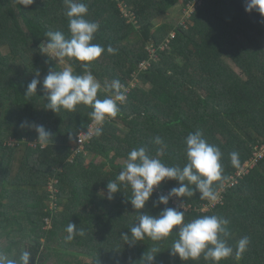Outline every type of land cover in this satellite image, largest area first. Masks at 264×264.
<instances>
[{
    "label": "trees",
    "instance_id": "trees-1",
    "mask_svg": "<svg viewBox=\"0 0 264 264\" xmlns=\"http://www.w3.org/2000/svg\"><path fill=\"white\" fill-rule=\"evenodd\" d=\"M81 2L88 5L86 19L100 25L91 43L105 52L87 70L86 62L65 58V63L74 75L92 72L102 86L97 98H114V90L103 89L105 82L118 80L126 99L117 102L119 112L106 118L102 133L75 155L78 134L94 122L93 109L84 104L59 113L46 109L43 79L50 69L64 67L39 51L48 31L70 38L65 0H34L27 7L0 0V252L18 259L27 250L30 264H143L144 253L156 255L154 264H212L203 256L183 261L171 255L175 231L163 240L146 236L133 244L121 237L130 234L139 211L159 215L171 207L185 211V222L204 215L228 219L223 238L234 250L249 237L239 259L233 252L219 264H264V16L246 11L245 0ZM179 4L180 12L192 6L190 18L184 24L166 21ZM109 45L114 54L107 53ZM33 78L41 84L37 94L26 96ZM25 121L44 125L52 138L42 146L34 129L21 127ZM197 131L223 154L215 203L189 185L194 194L178 197L188 210L172 198L155 207L153 201L179 186L176 180L162 181L141 210L128 199L130 187L121 185L107 199L106 186L126 166L131 150L146 147L151 157L182 168L188 163L186 137ZM70 222L84 235L66 240Z\"/></svg>",
    "mask_w": 264,
    "mask_h": 264
},
{
    "label": "clouds",
    "instance_id": "clouds-1",
    "mask_svg": "<svg viewBox=\"0 0 264 264\" xmlns=\"http://www.w3.org/2000/svg\"><path fill=\"white\" fill-rule=\"evenodd\" d=\"M25 7L34 3V0H19ZM67 10L65 15L69 20L70 38H66L62 31H48L45 36L46 42L40 45L41 54L50 59H58L59 64L65 63V58L75 59L83 63L87 70L93 61L97 60L105 48L99 44H93L94 34L99 30L97 22L86 19L88 5L81 0H65ZM245 10L259 12L264 16V0H245ZM107 53L114 54L116 51L111 45L106 49ZM40 73L37 71L36 76ZM41 81L33 78L27 84L26 96L37 94L38 85ZM102 90L100 82L91 71L83 75H74L72 67L66 65L61 71L49 70L42 83V91L47 94V110L59 113L63 108L74 111L80 104L91 106L90 113L97 125L95 134L102 133V124L106 118H114L119 112L117 101L123 102L126 99V92L118 80L111 84L105 82L106 91L114 90V98L109 96L99 99L98 91ZM21 127H30L38 134V142L43 146L52 138V133L44 125L32 122H22ZM156 144H163L161 137H155ZM186 155L188 163L182 168L179 166H167L159 159L148 154L146 147L133 149L128 155L126 166L120 171L116 180H109L107 184V199H114V194L120 192V187H130L132 196L128 198L136 210L144 209L147 202L152 198L155 188L165 180H176L178 187H174L167 195H160L153 205H168L172 196H192L193 190L189 185H194L195 190L200 193L201 199H208L210 202L217 201V194L213 190L214 182L220 181L223 173L222 152L220 149L209 144L201 132L189 133L185 140ZM233 165L238 163V154H230ZM187 182V183H185ZM183 207V204L181 205ZM229 220L216 215H204L188 222H185V211L179 208L165 207L159 215L144 214L139 211L138 222L131 226L130 234L122 232L121 237L133 244L143 241L149 237L154 241L163 240L175 231L178 234L171 247V255H178L183 261H196L203 256L205 261L212 264H219L223 259L233 255L237 259L246 251L250 239L242 237L235 250L223 238L227 235L226 225ZM177 226H179L177 228ZM65 231L68 233L66 240L71 241L75 235H84V230L77 231V226L70 222ZM131 237V240H129ZM31 253L27 250L21 251L18 259H11L0 252V264H30ZM156 255L144 253L141 260L143 264H154Z\"/></svg>",
    "mask_w": 264,
    "mask_h": 264
},
{
    "label": "rangeland",
    "instance_id": "rangeland-1",
    "mask_svg": "<svg viewBox=\"0 0 264 264\" xmlns=\"http://www.w3.org/2000/svg\"><path fill=\"white\" fill-rule=\"evenodd\" d=\"M180 7H182V5L181 4H179L176 8H174V10H172L173 11V14L170 16V18H168L166 21H174V22H182L183 24L185 23V21H187L189 18H190V15H191V11H189V10H185L184 12L183 11H181L180 12ZM171 11V12H172ZM165 22V20H163L162 22H160L159 23V25H161V24H163ZM58 60V59H57ZM59 63V62H58ZM231 63V62H230ZM232 64V63H231ZM61 66H63V67H65L67 64L66 63H64V64H60ZM25 141V140H24ZM8 143H10V144H15L16 143V140L15 139H9L8 140ZM31 146H33V144L31 143L30 144ZM19 156H20V154H19ZM22 156V155H21ZM89 158V157H88ZM96 162H98L99 161V159H96L95 160ZM119 164H124L122 161H119ZM14 170H13V175H17L18 174V172H19V164L17 163H15L14 165ZM155 189H157V187L155 188ZM48 191H51V193L53 192V191H55V189H53V185H50L49 186V188H48ZM173 200H174V204H177L178 202L177 201H179L180 202V199L178 198V197H176V196H173V197H171ZM177 200V201H176ZM180 204H181V202H180ZM182 205V204H181ZM51 208H53V207H55V204H51V206H50ZM183 209H185V210H188V207L187 206H185L184 204H183ZM47 223H49L50 224V221L49 220H47ZM48 227H50V226H47V228ZM46 264H56V263H54V262H52V263H50V262H47Z\"/></svg>",
    "mask_w": 264,
    "mask_h": 264
},
{
    "label": "built area",
    "instance_id": "built-area-1",
    "mask_svg": "<svg viewBox=\"0 0 264 264\" xmlns=\"http://www.w3.org/2000/svg\"><path fill=\"white\" fill-rule=\"evenodd\" d=\"M188 10L191 11L192 10V6H189L188 7ZM150 52L153 53V50L150 49ZM148 65L147 62H144L141 64V67H146ZM118 102V101H117ZM115 118V117H114ZM114 118H111L110 119H114ZM97 125L95 124V122H93L87 130L85 131H81L78 136H77V139H76V142L74 143V154L75 155H78V154H81L84 152V147L87 143H89L95 136V129H96ZM16 144V143H15ZM13 144V145H15ZM177 201V200H176ZM178 203L175 204L176 206L178 207H181V204L179 201H177ZM181 208H184V207H181Z\"/></svg>",
    "mask_w": 264,
    "mask_h": 264
}]
</instances>
